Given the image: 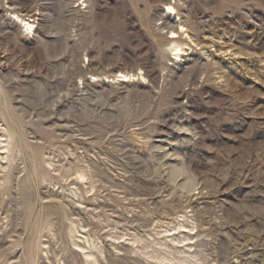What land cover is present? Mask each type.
<instances>
[{"label": "rangeland", "instance_id": "rangeland-1", "mask_svg": "<svg viewBox=\"0 0 264 264\" xmlns=\"http://www.w3.org/2000/svg\"><path fill=\"white\" fill-rule=\"evenodd\" d=\"M179 9L0 0V264H264V0Z\"/></svg>", "mask_w": 264, "mask_h": 264}, {"label": "bare ground", "instance_id": "bare-ground-1", "mask_svg": "<svg viewBox=\"0 0 264 264\" xmlns=\"http://www.w3.org/2000/svg\"><path fill=\"white\" fill-rule=\"evenodd\" d=\"M79 2L85 3L87 0H77ZM160 2L164 3V7H165V17H167V19H163L165 22L162 23V25H165L166 22L171 21V17L175 16L177 19L174 23V25H172V27L169 29L168 35H169V43H168V51L170 52V54L172 55V59L175 62H181L183 60V58L186 56V52L190 49H192V46L190 44H188L187 41L193 42V39L191 37V35L188 33V31L190 29H188L189 22L191 21L189 19V15L186 16L184 15V13L179 9L181 0H160ZM188 4V3H187ZM84 5V4H83ZM80 5V6H83ZM81 11V10H80ZM21 13V12H20ZM26 13V12H25ZM28 15V13H27ZM32 15V14H31ZM15 17V25H17L18 27H20L22 30H24V32H26L27 34H35L36 33V28L34 25L35 24V19H32L31 17H27V18H23L22 16H20L19 14H14ZM192 17V16H190ZM252 17V16H251ZM250 18V17H249ZM192 19V18H191ZM194 19V18H193ZM190 20V21H189ZM195 22V21H194ZM191 23V22H190ZM171 24V23H170ZM201 24V23H200ZM192 25V23H191ZM196 25V22H195ZM206 28V27H205ZM196 30V28H195ZM194 30V31H195ZM191 31V30H190ZM193 31V30H192ZM201 31V30H200ZM196 32V31H195ZM203 33V32H202ZM201 33V34H202ZM196 45V44H195ZM89 61V60H88ZM145 72H143L142 70L139 73H129V72H118L116 75L114 76H108L105 75L103 76V81L105 83H126V82H131V81H137L140 79H143L144 81L147 79L144 76ZM97 75V74H96ZM94 76V75H93ZM99 76V75H98ZM96 79V77L94 78ZM101 81V80H100ZM102 81V82H103ZM112 85V84H111ZM6 108V107H5ZM15 127V126H14ZM6 130V129H5ZM15 133H17L15 131ZM3 137V135H0V144H3V140L1 139ZM20 139V138H19ZM4 145V144H3ZM31 148V147H30ZM2 150V149H1ZM5 150V149H4ZM3 150V152H4ZM2 152V151H1ZM32 155V154H31ZM4 156V155H3ZM33 157V156H32ZM36 157V156H35ZM4 158H6V156H4ZM52 158V157H51ZM49 160V159H48ZM2 161V160H1ZM5 161V160H4ZM16 161V160H15ZM52 161V160H51ZM51 161H49L51 163ZM54 161V159H53ZM56 162V161H55ZM52 164V163H51ZM180 166V165H179ZM182 166V165H181ZM3 167V166H2ZM182 168V167H181ZM3 170V169H2ZM179 171V170H178ZM180 173V172H179ZM185 175V174H184ZM84 179V178H83ZM192 183V182H191ZM191 186V185H190ZM186 189V188H185ZM188 191V190H187ZM55 194V193H54ZM53 194V195H54ZM59 194V193H58ZM50 195V196H53ZM49 196V194H48ZM60 196V195H59ZM54 197V196H53ZM50 198V197H49ZM58 198V196H57ZM55 199V198H54ZM62 199V198H60ZM56 200V199H55ZM59 200V199H58ZM56 200V201H58ZM55 201V202H56ZM63 202V201H62ZM9 213V212H8ZM58 215V214H56ZM74 215V214H73ZM43 216V215H42ZM51 216V215H50ZM70 216V215H69ZM43 219V218H42ZM41 219V220H42ZM62 219V218H61ZM39 222V221H38ZM42 222V221H41ZM39 224V223H38ZM41 226V225H40ZM85 227V226H84ZM182 233V232H181ZM131 235V234H130ZM120 239V237H119ZM182 239V238H181ZM175 240V239H174ZM191 240V239H190ZM92 241V240H91ZM93 242V241H92ZM95 243V242H94ZM24 244V243H23ZM44 244H46L44 242ZM48 244V243H47ZM96 244V243H95ZM23 246V245H22ZM169 246V245H168ZM51 248V247H50ZM174 248V247H173ZM172 248V249H173ZM101 249V248H100ZM175 250V249H174ZM47 255L49 254L48 251L45 252ZM168 253V252H167ZM173 253V252H172ZM186 253V252H184ZM29 255V254H28ZM45 256V255H44ZM175 256V255H174ZM182 257V256H181ZM177 258V257H176ZM180 258V256H179ZM173 260V259H172ZM110 262V261H109ZM176 263V262H175ZM109 264V263H108Z\"/></svg>", "mask_w": 264, "mask_h": 264}]
</instances>
